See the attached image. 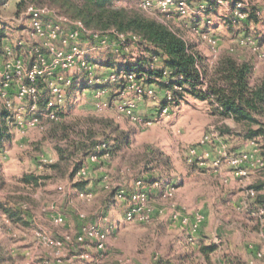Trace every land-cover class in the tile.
Wrapping results in <instances>:
<instances>
[{
	"label": "rangeland",
	"instance_id": "374dc122",
	"mask_svg": "<svg viewBox=\"0 0 264 264\" xmlns=\"http://www.w3.org/2000/svg\"><path fill=\"white\" fill-rule=\"evenodd\" d=\"M120 1L129 9H139L134 0ZM238 1L246 15L257 10L258 20H234L232 4ZM0 2L2 38L12 46L11 55L23 56L29 65L31 58L16 46L19 38L25 39L19 21L25 5L36 3L59 11L45 0H23L19 6L20 0ZM140 10L193 45L209 70L229 55L251 64V84L264 77V0H218L208 13L193 9L183 17ZM231 18L230 24L227 20ZM80 46L95 64L93 78L102 83L94 84L93 78L76 69L62 72L72 83L62 85L65 100L58 121L41 117L36 126L26 127L28 101L10 90L11 116L5 119L10 139L0 149V203L20 212L28 222L14 223L0 209V264H204L198 251L202 243L217 245L214 263L228 255L246 264H264V215L260 212L264 206V137L245 140L242 124L220 117L213 104L190 95L169 104L167 112L159 115L164 91L156 82L149 85L154 90L149 96L132 90L123 93L122 78L107 83V71L116 72L119 66L144 57V47L136 43L124 41L117 50L96 47L91 41ZM156 66H161L160 61ZM144 83L147 87L148 82ZM101 91L106 107L96 110L95 94ZM127 102H133L136 119L117 115V107ZM87 114L111 118L129 134L130 143L107 158L86 161L74 142L86 149L91 141H98L94 150L102 152L105 139L101 128L83 123ZM159 154L163 157L155 160ZM241 154L248 158L232 164ZM197 156L203 158V165L196 164ZM80 160L84 173L74 174ZM56 162L58 167L50 165ZM25 175L41 178L40 184L25 183ZM80 180L88 182L90 197L77 194L73 184ZM138 180L144 201L136 204L140 211L127 221L123 218L124 196L137 189ZM259 185L261 190L253 189ZM197 215L202 220L192 232V219ZM57 216H62L61 223L54 222ZM82 226L85 230L100 228L102 247H97L96 238L84 236Z\"/></svg>",
	"mask_w": 264,
	"mask_h": 264
},
{
	"label": "trees",
	"instance_id": "16d2710c",
	"mask_svg": "<svg viewBox=\"0 0 264 264\" xmlns=\"http://www.w3.org/2000/svg\"><path fill=\"white\" fill-rule=\"evenodd\" d=\"M23 0L17 4L18 6ZM37 2L38 0H30ZM55 7L60 13L80 20L87 28L93 30L114 29L119 33L131 32L140 38L139 46L144 47L146 53H155L160 61V65L169 70L168 81L163 80V70L161 68H152L146 61L145 55L135 62H130L129 66H119L117 71L132 72L144 78L148 84L156 82L161 89H169L172 92V100L162 102L160 106L179 102L190 95L200 100H206L215 106L216 113L223 118H230L233 121L242 124L245 127L243 138L245 140H255L257 137H264V77L250 83L252 66L247 61H238L232 56L225 55L219 58L213 68L209 70L204 63V59L199 52L188 44L181 35L173 30L167 24L153 18L147 17L140 9H129L125 7L115 8L112 6V0H45ZM204 2L207 6L205 12L214 10L218 0H189V2ZM231 3L233 0H228ZM1 5V2H0ZM232 4V9H234ZM257 10L247 13L242 20L234 18L236 21L247 23L249 19L257 21ZM230 24L233 18L227 20ZM0 31V41L2 39ZM155 77V79H153ZM116 83V82H115ZM114 84V83H113ZM107 87L97 86L96 89H107ZM177 86L180 89H174ZM61 110V109H60ZM58 118L63 116L58 112ZM11 113L8 109L0 110V149L3 142L10 139L8 127L5 119L9 118ZM83 123L90 127H99L104 133V144L102 152L111 154L115 149H120L123 145L130 143L129 134L120 129L111 118L98 117L93 114H87L83 118ZM56 122L54 120H51ZM113 145L110 146V142ZM75 147L82 148L84 157H87L97 146L98 141H91L90 146H83L79 141L74 142ZM59 156L62 155L60 148H57ZM163 157L161 154L154 157L158 160ZM165 161L168 158L164 156ZM83 161L80 160L74 167V174H78ZM52 167H58L59 163L50 164ZM72 174V176L74 175ZM40 179L33 175H25L22 181L25 183L40 184ZM88 182L77 181L73 186L77 191H89L86 188ZM253 189L259 191L262 186H253ZM264 207V206H263ZM0 209L12 222H21L27 225V219L23 218L20 212H17L4 204L0 203ZM199 254L204 264H246L237 256H222V259L214 263L212 255L217 251V245L213 243H202L198 246Z\"/></svg>",
	"mask_w": 264,
	"mask_h": 264
},
{
	"label": "built area",
	"instance_id": "2783aa9c",
	"mask_svg": "<svg viewBox=\"0 0 264 264\" xmlns=\"http://www.w3.org/2000/svg\"><path fill=\"white\" fill-rule=\"evenodd\" d=\"M135 6L144 10L147 13L161 14L163 16H175L183 17L188 15L195 9V11H204L207 6L204 2H196L194 5L189 0H134ZM238 2L234 3V9H232V15L237 19H244L246 17L243 6ZM112 6L115 8L125 7L126 4L121 3L120 0H112ZM245 9V8H244ZM243 13V15H241ZM23 30H25V39L19 38L16 46L20 50H24L32 62L29 65H25L23 56L11 55L12 46H10L4 38L0 41V100L3 101L4 108L10 111L9 94L12 88L15 97L21 100H27L28 106L26 111V117L23 120V124L26 127L36 126L41 117L47 120L58 121V112L62 108L65 100L62 85H70L72 79L69 77H62L61 73L70 69H76L83 72L84 76L93 78L95 72V64L88 60L83 55V49L80 44L83 41H91L96 47H115L123 48L124 41H131L138 44L140 38L131 32L119 33L114 29L105 31L93 30L87 28L80 20L70 18L60 12H55L52 9H48L44 6H40L36 3H27L22 12V18L19 19ZM36 39V40H35ZM115 41H117L115 43ZM147 63L152 68H161L163 70V80L166 83L170 71L162 66H156L159 61L155 53H146L145 55ZM124 80L122 86V92L132 90L137 95L149 96L153 95L154 90L150 88V84L145 87L144 78H140L137 74L132 72L123 71H107V76L104 80L107 83H115L118 79ZM94 79V78H93ZM139 80L141 82H139ZM138 82V83H137ZM94 84L102 83L99 79H94ZM135 83V84H134ZM140 83L142 85H140ZM174 89H180L175 86ZM164 100L163 102H170L172 100V92L169 89H163ZM105 93L103 91L96 92L94 101V107L96 110H102L106 107V102H102V96ZM133 102H127L125 105H120L116 109L118 116H126L132 119H136L133 111ZM168 105L160 106L158 114L162 115L167 112ZM20 121V123H19ZM17 123L21 124V120ZM15 124H17L14 121ZM104 146V145H103ZM191 154L195 153V150L190 151ZM108 152L99 154L98 151L93 150L87 157L86 161L95 162L101 158H107ZM246 154H241V158L236 157L231 161L232 164H237L241 160L247 159ZM203 158L200 156L195 157L196 164L203 165ZM213 164L217 166L218 161L214 160ZM85 165V164H84ZM84 165L81 166L79 173H84ZM259 165H263V162H259ZM138 184L137 189L128 195L118 194L119 197L124 196V213L123 218L127 221H131L135 218L136 214L140 211V207L136 204L144 201V194L140 185L141 180L136 182ZM80 197H90L89 191H77ZM250 194H253L250 191ZM264 215V207L260 210ZM83 218V215H80ZM202 216L197 215L192 219L191 231L196 232L198 225L201 223ZM55 223L62 222V216L54 218ZM186 222L184 221L183 224ZM84 230V236L94 237L97 239V247H102L104 233L100 231L97 226L91 230L86 229L85 226L81 227ZM80 234V232H78ZM78 242L82 241L81 236H77ZM57 244L58 241L56 242Z\"/></svg>",
	"mask_w": 264,
	"mask_h": 264
}]
</instances>
